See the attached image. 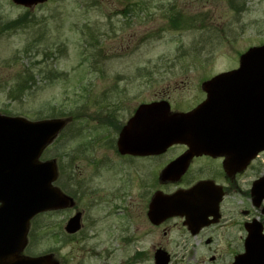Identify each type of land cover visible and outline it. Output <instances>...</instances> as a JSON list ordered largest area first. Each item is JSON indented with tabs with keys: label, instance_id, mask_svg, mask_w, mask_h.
<instances>
[{
	"label": "rangeland",
	"instance_id": "1",
	"mask_svg": "<svg viewBox=\"0 0 264 264\" xmlns=\"http://www.w3.org/2000/svg\"><path fill=\"white\" fill-rule=\"evenodd\" d=\"M23 14L32 20L12 27ZM263 43L264 0H48L27 10L0 0V114L69 118L42 158L56 160L57 185L82 195L70 209L36 218L42 241L33 252L53 245L60 264H117L132 253L119 239L129 224L109 196L137 200L146 189L129 173L141 164L115 155L117 130L101 117L123 119L145 95L196 101L202 81ZM77 211L82 228L68 236L64 223Z\"/></svg>",
	"mask_w": 264,
	"mask_h": 264
},
{
	"label": "flooded vegetation",
	"instance_id": "2",
	"mask_svg": "<svg viewBox=\"0 0 264 264\" xmlns=\"http://www.w3.org/2000/svg\"><path fill=\"white\" fill-rule=\"evenodd\" d=\"M235 64L219 73L237 70L240 63ZM216 74L200 83L201 97L196 101L172 100L169 96L158 94L145 95L143 99L128 104L127 117L120 119L117 114L104 113L101 123L116 129L117 137L128 119L143 104L166 101L170 114L190 112L206 98L203 83ZM251 80L247 71H240L239 79L231 78L225 87V98L212 100L206 113L197 119V127L207 130L210 135L207 144L209 152L190 154V146L198 145L184 142L172 144L158 154L121 155L116 150V141L110 142L118 158L141 164L133 168L129 178L132 177L133 183L134 177H137L138 186L146 189L137 200L135 193L123 201L117 191L109 196L114 202L111 205L114 213H124L123 218L129 224L120 229L123 235L119 239L124 246L134 248L132 253L122 254L124 258L117 264H264V254L261 253L264 248V149L253 152L254 145L247 143V138L253 142V134L241 133L242 126H246L243 121H246L247 115L256 112L257 108L260 111L264 109L262 92L253 86L247 87ZM255 80L258 81L257 78ZM120 110L122 105L118 104L115 111ZM188 153L189 160L178 167L176 173L170 178L161 177L168 164ZM68 177L67 181L72 182L70 174ZM67 191L72 193L68 194L75 203L82 197L79 191L80 196L75 191ZM185 192L188 195L182 196ZM156 194L166 198L178 194L180 205L176 212H168L165 204L156 203L152 207ZM83 197L87 196L83 194ZM48 213L52 215L54 211ZM33 229L34 225L30 224L19 255L35 257L52 254L53 257V245H49L43 253L33 252L38 241H42ZM76 233L65 232L68 236ZM143 240L148 241V249L142 245Z\"/></svg>",
	"mask_w": 264,
	"mask_h": 264
},
{
	"label": "water",
	"instance_id": "3",
	"mask_svg": "<svg viewBox=\"0 0 264 264\" xmlns=\"http://www.w3.org/2000/svg\"><path fill=\"white\" fill-rule=\"evenodd\" d=\"M13 1L17 4L31 5L44 0ZM240 62L254 63L256 67L248 68V70L262 72L263 80L257 84L253 82V85L262 88L264 95V46L249 49L241 56ZM225 78V74L219 75L207 82L205 87L220 85ZM159 106L160 104H152L145 106L146 108L142 107L122 129L118 138L121 153L141 155L159 153L174 141H186L184 134L189 130L193 131V127H197L194 122H189L190 113L168 116L167 111L163 112L158 108ZM197 112L198 109L195 113ZM250 123L256 137L253 141L255 142L253 150L256 152L264 148V109ZM63 125V120L31 122L20 117L0 115V238L23 240L28 220L32 216L38 212L68 205L69 199L62 197L58 190L51 186L55 177L54 163L38 161L44 146L53 139ZM197 130L199 136L207 135V132L198 128ZM199 149L203 152L209 151L206 146H200ZM185 158L166 168L161 177L169 178L173 171L183 165L189 157L186 160ZM172 199L173 197H169L166 200V209L169 211L168 206L173 204ZM164 201L165 199L162 198L159 203L162 204ZM78 220L79 215L70 219L66 230L75 232L79 228ZM9 246L16 248L17 245L15 243L10 245L8 242L4 245L0 242V257L4 249L7 252ZM0 264L12 263L8 260L5 263L0 260ZM13 264L54 263H50L48 257H42L21 260Z\"/></svg>",
	"mask_w": 264,
	"mask_h": 264
},
{
	"label": "trees",
	"instance_id": "4",
	"mask_svg": "<svg viewBox=\"0 0 264 264\" xmlns=\"http://www.w3.org/2000/svg\"><path fill=\"white\" fill-rule=\"evenodd\" d=\"M19 23H21L20 21H17V22H14V23H10L11 25H12V27H15L16 26V24H19ZM24 23V22H23Z\"/></svg>",
	"mask_w": 264,
	"mask_h": 264
}]
</instances>
